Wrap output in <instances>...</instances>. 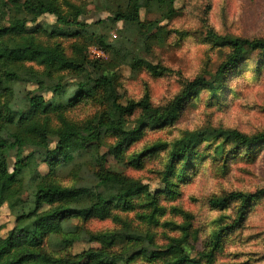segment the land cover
I'll return each instance as SVG.
<instances>
[{
	"label": "rangeland",
	"instance_id": "374dc122",
	"mask_svg": "<svg viewBox=\"0 0 264 264\" xmlns=\"http://www.w3.org/2000/svg\"><path fill=\"white\" fill-rule=\"evenodd\" d=\"M24 0H0V25L12 22L24 10ZM144 23L114 22L115 11L126 9L129 0H55L62 13L73 15L75 8L84 10L79 21L84 29L64 26L56 16L46 13L29 23L38 42L59 44L70 57L82 59L93 77L112 74L122 103L136 101L146 94L153 105H167L184 87L187 80L205 76L214 80L213 89H202L192 96L177 116L162 128L148 127L120 154L110 147L117 140L112 131H103L84 149L73 152L70 160H60L53 167L32 157L17 184L15 201L28 203L38 185L84 186L93 190L116 192L117 185L100 186L99 172L117 171L148 184L157 203L146 193L132 196L126 206H111L104 217L70 215L53 228L41 233L37 253L55 259L76 258L81 252L101 248L90 240V232L130 229L150 234L157 245H165L172 237L183 239L193 261L185 264H264V194L252 199L246 207L232 201L219 208L211 204L214 197L233 191L255 192L264 188V140L239 144L216 134L204 138L169 174L165 173L171 144L188 130L237 129L249 135L264 133V51L248 53L221 80L215 79L219 64L230 52V46L215 43L209 37L213 29L221 35L240 37L264 36V0H175L174 9L167 2L135 0ZM103 20V22H101ZM53 27L60 28L52 34ZM104 36L102 45L99 40ZM141 58L142 64H134ZM165 66L168 71L155 75L148 64ZM36 70L45 66L28 62ZM5 66V65H4ZM62 77L65 91L60 96L64 106L45 115L50 128L58 129L66 122L86 133L93 131V118L104 115L108 103L101 89L86 83L87 92L80 93L78 82L84 78L72 70L56 72ZM38 85L18 82L10 91L0 92V107L23 105ZM45 92L46 98L53 97ZM140 109L128 116L132 126L140 120ZM0 117V126L4 125ZM156 142L170 146L151 153L144 151ZM55 142L51 144L52 147ZM31 149L25 150L29 152ZM14 161L15 153H9ZM90 192L77 199L44 204V211L64 205H86ZM154 214V219L149 214ZM190 222L184 236L179 224ZM19 224L17 211L5 202L0 211V243L9 230ZM130 244V243H127ZM125 242H116L112 250L128 251ZM163 260L136 256L130 264H162ZM80 264H96L83 259ZM115 264H127L118 260Z\"/></svg>",
	"mask_w": 264,
	"mask_h": 264
},
{
	"label": "trees",
	"instance_id": "16d2710c",
	"mask_svg": "<svg viewBox=\"0 0 264 264\" xmlns=\"http://www.w3.org/2000/svg\"><path fill=\"white\" fill-rule=\"evenodd\" d=\"M154 2V0H145ZM159 5L167 2V6L174 9L175 0H155ZM129 6L124 10L118 8L110 17L114 22L137 23L141 26L153 27L157 22L144 23L141 20L139 8L135 0H129ZM24 10L16 13L8 25H0V92L10 91L18 82L33 83L38 85L37 91L21 106L9 104L0 107V117L5 124L0 126V211L5 202H10L11 207L17 211L19 224L9 230L0 243V264H80L83 259H88L96 264H115L118 260H125L127 264L138 255H147L150 259L163 260L162 264H185L193 261L183 245V239L172 237L165 245H157L148 233L130 229L127 225L121 230L90 232V240L99 241L101 248L89 249L81 252L76 258L55 259L49 255L37 253L34 247L40 244L42 231L53 228L57 222L70 215L84 217H106L110 207L126 206L130 198L141 193L151 197V202L157 203V196L150 192L148 184L130 178L117 171L99 172L100 186L117 185L116 192L93 190L84 186H60L57 184H41L32 191L28 203L19 205L15 201L18 192L17 184L20 177L28 168L30 159L38 157L43 162L54 166L60 160L68 161L73 152L84 149L89 143L97 139L103 131H112L117 135V140L110 147L113 154L118 155L123 149L136 140L148 127L162 128L170 123L185 106L188 100L202 89H213L214 80L205 76H197L187 80L183 89L165 106L153 105L146 94L139 100L122 103L112 74L93 77L82 59L68 56L59 44L45 45L38 42L35 32L43 26L38 25L35 30L29 28L30 22H35L42 15L49 13L56 16L57 22L64 26H76L84 29L86 23L79 21L84 10L76 7L72 15L61 12L55 0H24ZM103 22V20L101 21ZM60 28L53 27L51 33L58 34ZM101 36L99 42L106 45ZM209 37L219 44L230 46V52L219 64L215 79L221 80L225 74L248 53L264 51V36L240 37L229 34L221 35L213 29L209 30ZM28 62H37L45 66V70H36L28 66ZM138 58L134 64H142ZM5 65V66H4ZM148 68L155 75H163L168 71L165 66L149 63ZM72 70L84 79L78 82L80 93L87 92L86 83L93 82L102 90L108 103L104 115L94 117L93 131L84 132L79 127L66 122L58 129L50 128L47 119L41 120L40 114L45 115L64 106L60 96L65 91V82L62 77L55 76L56 72ZM45 92H52V98H46ZM136 109H140V120L132 126L128 116ZM225 136L239 144H254L264 140V133L249 135L237 129H198L188 130L171 144L169 161L166 166V176L173 171L186 155L210 135ZM55 142L54 147L51 144ZM167 142H156L149 146L144 153H151L159 149H166ZM29 152H25L27 149ZM15 153V160L10 158V152ZM90 192L91 201L86 205L64 204L51 211H44L46 203L58 200L77 199ZM264 194V188L255 192L233 191L224 196L214 197L211 204L224 208L232 201H241L243 207L255 197ZM149 216L154 219V214ZM191 223L185 222L178 227L184 236L189 233ZM116 242H125L127 252L121 254L112 250Z\"/></svg>",
	"mask_w": 264,
	"mask_h": 264
}]
</instances>
